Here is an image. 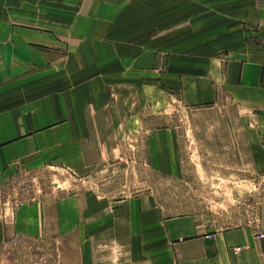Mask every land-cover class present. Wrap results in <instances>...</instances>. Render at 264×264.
I'll use <instances>...</instances> for the list:
<instances>
[{
  "label": "crops",
  "instance_id": "crops-1",
  "mask_svg": "<svg viewBox=\"0 0 264 264\" xmlns=\"http://www.w3.org/2000/svg\"><path fill=\"white\" fill-rule=\"evenodd\" d=\"M132 15L148 17L149 37ZM223 98L253 118L247 143L264 169V0H0V189L34 166L135 175L139 153L147 171L168 174L174 105ZM154 118L165 125L150 130ZM140 187L72 194L53 209L33 200L8 211L6 200L0 245L58 236L78 264H264V220L206 232Z\"/></svg>",
  "mask_w": 264,
  "mask_h": 264
},
{
  "label": "rangeland",
  "instance_id": "rangeland-1",
  "mask_svg": "<svg viewBox=\"0 0 264 264\" xmlns=\"http://www.w3.org/2000/svg\"><path fill=\"white\" fill-rule=\"evenodd\" d=\"M147 18L132 15L129 20L131 28L139 26L143 38L150 36L151 26L144 23ZM194 33L197 31L177 35L176 41ZM174 106L172 122L174 127H179V138L177 158L170 173L159 169L157 174L147 171V160L142 158V153L138 154L141 173L135 175L132 171L95 176L76 171V175H69L62 170L34 166L25 174L17 173L0 189V209L4 211L6 200L8 211L19 202L33 200L53 209V204L72 194L87 196L88 190H94L115 197L128 196L139 193L140 185L151 184L155 187L151 193L167 216H194L206 232L257 226L264 220V169L251 156V146L247 143L246 125L252 123L251 115L235 107L228 98L203 108H186L178 103ZM151 122L150 130L165 125L164 118H154ZM126 149L130 154L135 151L129 146ZM135 161L126 162L122 158V165H133ZM77 260L68 239L58 236L9 238L0 245V264H78Z\"/></svg>",
  "mask_w": 264,
  "mask_h": 264
}]
</instances>
